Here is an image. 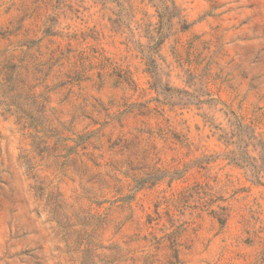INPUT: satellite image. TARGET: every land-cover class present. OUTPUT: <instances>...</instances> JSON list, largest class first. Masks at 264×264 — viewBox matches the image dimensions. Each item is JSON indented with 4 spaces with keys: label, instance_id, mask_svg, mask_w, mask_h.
Wrapping results in <instances>:
<instances>
[{
    "label": "rangeland",
    "instance_id": "obj_1",
    "mask_svg": "<svg viewBox=\"0 0 264 264\" xmlns=\"http://www.w3.org/2000/svg\"><path fill=\"white\" fill-rule=\"evenodd\" d=\"M0 264H264V0H0Z\"/></svg>",
    "mask_w": 264,
    "mask_h": 264
},
{
    "label": "trees",
    "instance_id": "obj_2",
    "mask_svg": "<svg viewBox=\"0 0 264 264\" xmlns=\"http://www.w3.org/2000/svg\"><path fill=\"white\" fill-rule=\"evenodd\" d=\"M38 40L39 39H37V40H32V41H30V40H27L26 41V47H27V49H29L30 47H32L33 45H37V43H38ZM27 42H31V44H28ZM161 43V42H160ZM50 56V59H52V60H54V57L52 56V53H51V55H49ZM40 65L41 66H43L44 65V63H40ZM44 68V67H43ZM43 70V69H42ZM74 72H77V71H74ZM31 96H33V95H31Z\"/></svg>",
    "mask_w": 264,
    "mask_h": 264
}]
</instances>
